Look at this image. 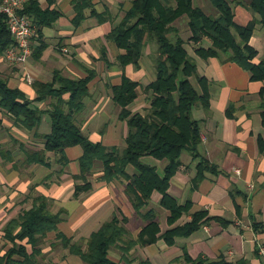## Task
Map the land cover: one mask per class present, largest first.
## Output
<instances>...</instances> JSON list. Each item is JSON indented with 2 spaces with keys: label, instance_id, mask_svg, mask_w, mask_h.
<instances>
[{
  "label": "crops",
  "instance_id": "1",
  "mask_svg": "<svg viewBox=\"0 0 264 264\" xmlns=\"http://www.w3.org/2000/svg\"><path fill=\"white\" fill-rule=\"evenodd\" d=\"M133 1L92 0L93 7L85 10L84 20L77 26L74 23L78 13L76 0H39L42 10L55 11L60 16L51 26L36 27L33 55L26 66H14L5 57L0 58V78L10 88L21 91L34 107L46 112L56 97L53 94L38 100V86L54 82L57 74L70 79H84L90 73L95 74L89 84L86 109L80 115L81 128L93 142H101L109 148L123 146L128 125L120 120L121 107L114 101L112 88L122 84L124 74L139 82L143 88L138 89L139 96L131 110L144 113L150 105L144 88L156 79L155 45L147 47L138 66L130 64L123 68L119 58L124 51L108 39L113 28L131 9ZM209 2L213 8L207 6L206 0H194L196 6L218 15V10L211 0ZM232 2L247 4L249 0ZM234 12L236 23L242 26L257 17L247 5L235 4ZM100 15L108 17L107 21L100 22ZM181 22L187 25L184 17L176 26ZM185 29L189 34L188 27ZM251 44L259 51L256 59L259 63L264 56V28H256ZM202 45L207 47L211 42L205 39ZM196 47L192 42L186 45L197 63L199 76L209 80L211 106L209 112L196 106L193 116L202 122L200 152L216 172L206 173V178L196 188L194 178L198 162L184 152L182 166L172 179L169 192L180 203L190 201L193 204L190 214L176 225L191 221L192 215L199 211L207 212L213 219L192 235L177 238L173 246L161 239L145 248L136 247L130 261L124 260L118 249H112L109 257L115 264H188L183 259L185 252L192 259L210 262L264 264L258 253L259 245L264 244V98L261 96L264 82L252 81L250 73L236 63L225 62L219 57L208 60L199 57ZM145 58L151 59L152 68L145 67ZM193 79L202 92L197 79ZM69 97V94L64 95V99ZM113 111L114 118L107 119ZM51 125L50 115L46 113L36 130L30 131L21 127L12 114L0 110V260L13 247L5 235V228L30 211L33 198L39 196L52 200V211L65 209L68 212L67 220L60 223L56 231L48 233L39 246L38 260L42 264H86L81 256L63 246L59 234L85 250L88 239L116 214L128 218L126 227L135 239L145 225L125 193V182L102 180L101 164H97L91 178L92 190L75 197L74 177L80 174L79 160L83 155L80 146L66 150L70 164L65 168L58 155L52 152L46 153L51 168L28 162L29 152L43 150V137L50 134ZM145 158L153 159L149 165L163 171L165 162L149 156L143 160ZM237 169L242 171L240 176L235 173ZM161 198L159 193H154L151 207L158 212L164 233L171 226L168 212L160 206ZM22 244L28 254L33 253L30 244L26 241ZM20 259L14 256L15 261Z\"/></svg>",
  "mask_w": 264,
  "mask_h": 264
},
{
  "label": "trees",
  "instance_id": "2",
  "mask_svg": "<svg viewBox=\"0 0 264 264\" xmlns=\"http://www.w3.org/2000/svg\"><path fill=\"white\" fill-rule=\"evenodd\" d=\"M211 2L218 10L217 16L208 15L195 5L194 0H134L131 9L108 35V39L124 51L119 58L123 68L130 64L138 66L147 47L158 45L156 79L144 88L150 103L144 113L131 110L139 96L138 89L142 87L139 82L124 74L122 84L112 88L114 101L121 107L120 120L128 125L123 150L93 142L80 126L78 116L86 109L85 101L90 96L89 84L95 74L90 73L84 79H70L57 74L54 82L38 86V100H45L53 94L56 97L46 112L34 107L21 91L10 88L0 78V110L12 114L21 127L34 131L41 124L43 116L46 113L50 115L51 132L43 137L44 148L29 152L28 162L51 168L52 163L46 153L52 152L58 155L65 168L70 164L66 150L80 146L83 155L79 160L80 174L74 177L75 197L92 190L91 178L97 164H101V179L125 182V193L145 224L135 239L126 227L128 218L116 214L88 239L85 250L82 245L74 244L72 239L59 234L58 239L63 246L81 256L86 264H115L109 257L112 249H118L122 258L130 261L131 252L138 246L145 248L161 239L173 246L177 238L192 235L213 219L208 217L207 212L199 211L192 215L191 221L176 225L190 214L193 204L190 201L182 204L169 192L171 181L182 166L184 152L190 153L198 162L194 178L196 188L206 178V173L216 172L200 152L202 122L193 116L196 106H202L207 112L210 110L209 80L199 76L197 63L189 55L186 45L190 42L197 45L196 54L205 60L219 57L225 62L236 63L250 73L252 81L264 82V56L256 63L259 51L251 44L256 28H264V0H249L247 4L231 0ZM234 4L247 5L257 17L247 25H238ZM92 7V0H76L78 13L74 23L77 26L84 20L85 10ZM22 14L32 19L35 27L41 28L53 25L60 16L58 12L42 10L39 0H29ZM184 17L190 34L188 39L176 26ZM99 18L102 23L108 19L101 15ZM205 39L211 42L210 46L202 45ZM14 45L7 18L0 13V58L5 57L7 50ZM193 77L197 79L202 92L191 80ZM56 85L59 87L56 88ZM66 94L70 95L68 100L64 99ZM261 96L264 98V88ZM147 156L165 162L163 171L157 166L145 164L143 158ZM154 193L162 196L160 206L168 212L171 228L164 233L161 232L158 212L151 207ZM67 218L65 209L52 211V200L49 198H33V208L5 228V235L13 247L0 260V264L5 261L6 264H42L38 260L41 255L39 246L48 233L56 231ZM17 229L20 230L15 234ZM24 241L33 247L32 254H28L26 246L22 244ZM14 256L21 257L20 261H15ZM183 259L188 264H224L192 259L187 252Z\"/></svg>",
  "mask_w": 264,
  "mask_h": 264
},
{
  "label": "built area",
  "instance_id": "3",
  "mask_svg": "<svg viewBox=\"0 0 264 264\" xmlns=\"http://www.w3.org/2000/svg\"><path fill=\"white\" fill-rule=\"evenodd\" d=\"M29 0H1L0 13L6 16L9 30L15 45L7 50L5 59L14 66H26L33 55L32 40L36 36V27L28 16L23 15ZM237 175L242 171L235 170ZM259 256L264 262V244L259 245Z\"/></svg>",
  "mask_w": 264,
  "mask_h": 264
},
{
  "label": "rangeland",
  "instance_id": "4",
  "mask_svg": "<svg viewBox=\"0 0 264 264\" xmlns=\"http://www.w3.org/2000/svg\"><path fill=\"white\" fill-rule=\"evenodd\" d=\"M232 1V0H231ZM206 2H207V6H209V8H213L212 6H211V4H210V2H209V0H206ZM198 5H199V3H198ZM200 6V5H199ZM234 6H235V4H234ZM205 6H203V8H204ZM205 10V12L208 14V15H216V14H214L213 13V11H211V10H209V9H207V8H204ZM213 10V9H212ZM217 16V15H216ZM239 22V21H238ZM177 27L182 31L181 33H182V35L185 37V39H188V37H189V34H188V32H186L185 30V28H187V25H186V23H184V22H181V23H178V25H177ZM156 47H157V52L153 55V64H154V67H155V62H156V60H157V58H158V45L157 44H154ZM144 65H145V67L146 68H152V62H151V59H149V58H145V60H144ZM193 81V83L196 85V81L193 79L192 80ZM142 98L144 97V94H141L140 95ZM84 115V114H83ZM114 111H113V114H111V115H109V116H107V119H113L114 118ZM81 118H82V116H78V119H79V122H80V126L82 127V125H81ZM86 134V133H85ZM87 135V134H86ZM126 147V143L124 142V145L123 146H119V148L121 149V150H123L124 148ZM186 154H188L187 152H186ZM151 160H153V159H149V158H145L144 160H143V162L145 163V164H150V162H152Z\"/></svg>",
  "mask_w": 264,
  "mask_h": 264
}]
</instances>
